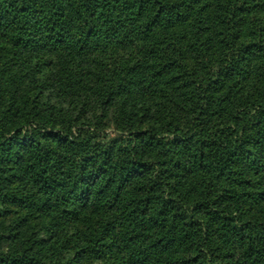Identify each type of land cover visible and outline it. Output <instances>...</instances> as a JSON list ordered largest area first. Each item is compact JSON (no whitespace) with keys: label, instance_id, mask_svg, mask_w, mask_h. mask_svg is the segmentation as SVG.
I'll return each mask as SVG.
<instances>
[{"label":"trees","instance_id":"16d2710c","mask_svg":"<svg viewBox=\"0 0 264 264\" xmlns=\"http://www.w3.org/2000/svg\"><path fill=\"white\" fill-rule=\"evenodd\" d=\"M215 1L0 0V50L18 62L0 78V264L99 256L96 220L85 246L31 228L37 213L62 228L90 210L151 231L164 264H223L214 243L264 264V216L214 196L264 208V0Z\"/></svg>","mask_w":264,"mask_h":264},{"label":"rangeland","instance_id":"374dc122","mask_svg":"<svg viewBox=\"0 0 264 264\" xmlns=\"http://www.w3.org/2000/svg\"><path fill=\"white\" fill-rule=\"evenodd\" d=\"M208 3H212L215 5L213 9L216 11L217 9V2L215 0H207ZM4 47L9 48L11 45L7 44L6 40L3 41ZM9 45V46H8ZM4 51V52H3ZM0 50V78L6 79V76L8 75V72L15 71L17 68V63L12 59V55L10 53V50ZM34 56V52L31 53ZM27 52L25 62H28V68L33 66V63L27 59V55L31 56ZM43 53H40L38 55H42ZM16 60V59H15ZM17 61V60H16ZM258 63H255L252 67L254 70V84L257 83L258 80H260V74L256 71ZM26 65V63H25ZM27 68V69H28ZM259 76V77H258ZM8 77V76H7ZM253 84V85H254ZM252 85V86H253ZM250 86V87H252ZM6 101V98H5ZM51 104V100H45V103ZM118 105L115 106L113 110H117ZM112 111V110H111ZM114 122L111 121V124L109 128H107L104 131V135H106L109 139H116L120 136L119 132L116 130L115 126L113 125ZM253 172H250V176H252ZM264 178V177H263ZM264 183V180H262ZM23 185H27L26 187L32 189L33 191H36L32 184L28 182V179H25V182L22 183ZM193 181L187 182V189L193 187ZM216 187V186H215ZM221 186H219V189L216 188L214 190L215 194L214 196L220 197L224 195L225 202L223 205H221L222 208L226 209L227 212L230 214H239L243 213L242 215L245 216L247 220H257L260 217L264 216V208L263 210H260L258 206H256V203L253 201L251 202L250 199L248 201L246 200L245 196H242L240 200H234L233 198L227 197L228 195L225 191H222ZM195 189V188H194ZM202 188L196 189V192L198 195H200ZM258 191V189H256ZM253 188H246L244 189V193L247 196L248 193L256 192ZM129 192L132 193V189L129 188L126 190L124 195H126V199H129ZM123 195V196H124ZM227 195V196H226ZM199 199V198H198ZM15 216L10 218L11 223L15 221L17 217H24L27 215L28 210H17ZM93 214V215H92ZM196 216H199L200 214L198 212H194ZM59 215L58 217H60ZM117 216L119 217V212L116 210L113 211H98V212H92V210L88 211L84 219H80L78 221L73 222H66L65 226L62 228H59V221L58 217L53 216H47L43 214H36V220L32 219L31 222V228L33 231H41L42 235L45 237V239H50L54 235L51 234L50 231H48V225L51 224L53 226L54 231H56L55 240L64 238L65 236H74L78 234V236L81 238L83 242V246L86 245L87 240L86 238L91 237L93 239V242L98 240V233L96 234L95 230L93 229L95 220L98 221L97 224L99 226H107L108 228L107 235L105 236V241L102 243H97V246L100 248V255L99 256H92V257H86L84 258L80 264H164V262H167L166 257L162 256L157 250L155 246L156 238L153 237L152 232H145L143 236H140V238H133V234L129 232V228H127L128 223L126 224V221H119ZM204 217V215H203ZM92 218V219H91ZM64 220V218H62ZM249 220V221H250ZM3 229V224L0 222V231ZM16 229V228H15ZM14 230V229H13ZM216 240V239H215ZM213 248L221 247L220 249L216 251L218 255H220V258L217 262L220 263H228V264H250L246 261L245 257H242L238 254V256L231 260H225L223 257L225 255V251L228 250V248H225L222 246V243L219 245L217 243H214ZM189 248L183 247L180 251L176 252L173 251L175 256H179L183 259L189 260L191 256V253L188 250Z\"/></svg>","mask_w":264,"mask_h":264}]
</instances>
